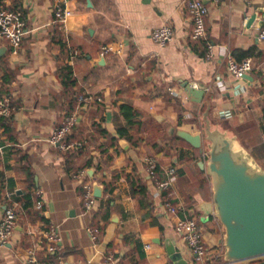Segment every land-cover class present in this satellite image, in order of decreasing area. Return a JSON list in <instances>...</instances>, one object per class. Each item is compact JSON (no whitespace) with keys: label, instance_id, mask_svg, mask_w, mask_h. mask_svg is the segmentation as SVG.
I'll use <instances>...</instances> for the list:
<instances>
[{"label":"crops","instance_id":"crops-1","mask_svg":"<svg viewBox=\"0 0 264 264\" xmlns=\"http://www.w3.org/2000/svg\"><path fill=\"white\" fill-rule=\"evenodd\" d=\"M56 1L0 0L22 11L28 29L18 55L0 36V89L12 107L10 127L0 126V221L7 208L18 215L0 264H26L30 249L39 264H176L170 248L188 264H206L163 207L170 200L179 216L196 219L213 251L223 249L224 226L203 210L213 197L211 176L200 166L205 153L177 131L201 133L208 119L264 163V0H202L213 45L208 58L204 40L191 37L186 0H68L72 14L63 26L54 22ZM165 24L174 37L161 45L152 32ZM108 44L115 49L103 53ZM229 54L253 58L248 78L229 74ZM123 105L131 107V121ZM71 114L73 146L63 150L49 137ZM146 157L157 161L159 180H170L163 190ZM85 182L93 194L95 184L103 190L90 213ZM52 226L59 254L48 252L44 232ZM91 227L101 230L97 241Z\"/></svg>","mask_w":264,"mask_h":264},{"label":"water","instance_id":"water-1","mask_svg":"<svg viewBox=\"0 0 264 264\" xmlns=\"http://www.w3.org/2000/svg\"><path fill=\"white\" fill-rule=\"evenodd\" d=\"M190 92L194 96L204 94L197 88H190ZM177 134L205 153L200 166L211 176L213 197L203 204V210L214 214L224 226V260L264 264V163L237 135L213 127L208 119L201 133L178 130ZM102 194V187L95 184L94 195L100 198ZM169 253L176 264H188L178 249L170 248Z\"/></svg>","mask_w":264,"mask_h":264},{"label":"built area","instance_id":"built-area-1","mask_svg":"<svg viewBox=\"0 0 264 264\" xmlns=\"http://www.w3.org/2000/svg\"><path fill=\"white\" fill-rule=\"evenodd\" d=\"M218 0H213L217 2ZM68 0H57L55 4V20L54 22L60 26L65 25L71 16L72 12L67 7ZM191 19L193 21V31L191 37L196 40L207 38L206 17L209 13V7L203 3L202 0H186ZM28 33V29L22 19V11L15 9L9 5L0 7V36L5 39L13 55H18L22 49L23 39ZM174 37V30L171 25H162L152 32V38L161 45L166 44ZM260 38L264 39V28L261 30ZM212 43H207V55L211 56ZM113 45H105L102 47V52L114 50ZM254 62L252 57H247L242 60H237L233 54H229L227 61L228 72L235 79H242L245 75L250 74L253 70ZM12 111L10 97L4 96L0 98V115H8ZM77 122V116L71 114L67 116L61 124H59L49 137L52 144L60 146L63 150L72 148V144L65 141L66 136L72 131ZM147 170L152 178L156 181L160 189L166 188L169 181H161L157 176L158 163L153 157H146ZM85 171L82 170L77 176H82ZM168 174L171 177L175 175V170L172 168ZM83 201L85 212L90 213L97 205V198L93 194V186L90 182L83 183ZM40 199L37 200L36 207L42 210L44 207V200L41 198L42 191H37ZM163 207L167 212L176 216L175 230L183 238L185 243L190 248L195 256V259L206 264H240L225 261L223 258V249L221 251H213L212 248L205 242L203 233L199 227L196 219L190 215L179 216L180 208L175 206L170 200L163 202ZM178 215V216H177ZM18 222V215L14 208H7L5 214L0 221V246L7 244L12 236L15 234ZM93 241H97L101 230L97 227L88 229ZM48 241V252L59 254L60 235L57 227L52 226L49 230L44 232ZM26 264H39L34 249H30L25 256ZM61 264V261H59Z\"/></svg>","mask_w":264,"mask_h":264},{"label":"trees","instance_id":"trees-1","mask_svg":"<svg viewBox=\"0 0 264 264\" xmlns=\"http://www.w3.org/2000/svg\"><path fill=\"white\" fill-rule=\"evenodd\" d=\"M1 6H4V5H1ZM1 6H0V7H1ZM202 40H204V41H203V44L206 45V47H207L208 40H207V39H202ZM251 53H252V55H253V52H251ZM244 58H246V57H244ZM244 58H242V59H244ZM242 59H240V60H242ZM4 94H8V91H7L6 89H0V98H1ZM121 109L123 110V112L125 113V115L127 116V118L131 121V117H132L131 107L128 106V105H123ZM8 116H9V117H8ZM11 119H12V115H11V116H10L9 114H8V115H0V126H4L5 128L8 129V128L10 127V123L8 124L7 121H8V120H11ZM2 120H3L4 122H1ZM70 133H71V132H70ZM70 133H69V134L66 136V138H65V141H66L67 143L70 142V139H69V137H70V135H71ZM181 151L184 152V150H181ZM88 165L90 166V165H91V162H89ZM28 201H29V199H28Z\"/></svg>","mask_w":264,"mask_h":264},{"label":"rangeland","instance_id":"rangeland-1","mask_svg":"<svg viewBox=\"0 0 264 264\" xmlns=\"http://www.w3.org/2000/svg\"><path fill=\"white\" fill-rule=\"evenodd\" d=\"M207 145V143H205Z\"/></svg>","mask_w":264,"mask_h":264}]
</instances>
